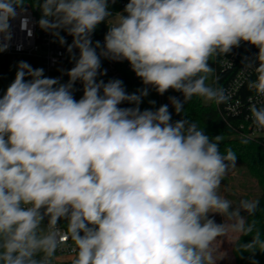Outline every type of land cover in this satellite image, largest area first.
<instances>
[{
	"label": "clouds",
	"instance_id": "clouds-1",
	"mask_svg": "<svg viewBox=\"0 0 264 264\" xmlns=\"http://www.w3.org/2000/svg\"><path fill=\"white\" fill-rule=\"evenodd\" d=\"M110 2L37 0L38 26L61 45V32L73 37L74 66L61 82L19 61L0 96V264H54L69 240L71 264H216L214 245L229 233L251 235L234 241L238 249L264 253L257 221L248 219L259 201L233 205L220 194L237 162L231 148L220 151L222 136L173 121L168 104L140 108L149 87L181 93L168 98L177 115L193 97L227 103L231 93L207 83L209 61L243 42L258 49L244 64L255 76L247 87L264 98V0H128L115 14ZM26 3L0 0V53L18 16L33 35L21 15ZM102 22L103 44L93 43ZM102 57L128 61L145 87L129 94L119 79H98L107 71ZM249 113L264 131V99Z\"/></svg>",
	"mask_w": 264,
	"mask_h": 264
},
{
	"label": "built area",
	"instance_id": "built-area-1",
	"mask_svg": "<svg viewBox=\"0 0 264 264\" xmlns=\"http://www.w3.org/2000/svg\"><path fill=\"white\" fill-rule=\"evenodd\" d=\"M117 1V0H116ZM127 1H121V11H123ZM27 11L22 13V16H28L31 20V27L33 35L28 36L27 31L20 29V17L11 21L13 38L10 48L0 54H7L25 59L33 68H43L44 74L47 77L61 79V82H67L68 76L63 74L74 66V62L70 58L67 51V45L72 43L73 37L66 32H61L65 37L67 43L61 45L50 33L43 31L36 23L41 11L38 7L26 5ZM108 26V25H107ZM106 32L97 26L92 35L93 43L100 41L103 44ZM19 46V50H18ZM258 51L254 46L243 42L240 47L234 48L230 54L220 55L212 58L209 63L214 69L210 75L211 85L223 87L226 92L231 93L230 100L221 105H217L219 110L227 116H233L239 120V129L244 137L258 138L264 141V131L258 130L249 119V105L250 103H259L262 99L258 97L255 92L250 91L247 87L249 79H255V76L248 71H244V64L247 59L254 57ZM78 55V49H74ZM106 71V75L98 77L107 82L110 79H119L123 81V86L127 88L131 80H140L132 71L128 61H112L101 58V71ZM74 97L78 100L82 92V84L76 82L74 85ZM171 89L163 95L158 94V107L170 103L169 97L174 96L170 93ZM66 227L61 222V228ZM72 241L69 240L56 253L54 264H71L73 254L71 252Z\"/></svg>",
	"mask_w": 264,
	"mask_h": 264
},
{
	"label": "trees",
	"instance_id": "trees-1",
	"mask_svg": "<svg viewBox=\"0 0 264 264\" xmlns=\"http://www.w3.org/2000/svg\"><path fill=\"white\" fill-rule=\"evenodd\" d=\"M122 1V0H121ZM128 2V0H125ZM36 6L37 0H27L26 5ZM104 32L108 31L106 23L102 22L98 25ZM19 61H26L15 56L0 54V96L7 89L10 83L15 79L16 65ZM145 87L141 80H131L127 88V93L131 94L138 89ZM174 96L183 99L179 92L170 91ZM149 101H155V104H150ZM169 111L172 113V120L189 119L196 122L197 125L204 130V132L211 138L217 135L222 136L220 144V151L225 153V150L231 148L237 155V163L242 164L245 168V175L255 181L260 195L257 200L259 201V208L254 217H248L249 221L255 219L257 221V228L261 232V238L264 239V141L258 138H248L241 134L239 129V120L233 116H227L221 112L218 106L214 103L205 104L201 98L193 97V99L184 105V111L177 115L171 103ZM121 107H131L127 103L120 105ZM141 110L158 108V93L149 87V94L142 99L140 104ZM247 141L246 143L242 141ZM225 182L231 181L232 189L234 188L233 182L236 176L224 177ZM242 215H246L242 213ZM64 224V222H62ZM65 225V224H64ZM66 226V225H65ZM252 239L249 236H238L240 244L250 242ZM233 254L235 264H252L254 259L257 264H264V253L257 251L253 257L251 253L238 249L236 243L233 244Z\"/></svg>",
	"mask_w": 264,
	"mask_h": 264
},
{
	"label": "rangeland",
	"instance_id": "rangeland-1",
	"mask_svg": "<svg viewBox=\"0 0 264 264\" xmlns=\"http://www.w3.org/2000/svg\"><path fill=\"white\" fill-rule=\"evenodd\" d=\"M121 9V0H117L115 3H109V11L113 14L120 12ZM207 83L211 85V78L208 79ZM228 176H236V180L233 182L234 188L232 189L231 181L227 183L223 179L222 186L219 191L221 195L231 200L233 205L237 204L241 199L257 200L260 195L259 189H257L255 181L245 175V168L242 164L236 162V166L234 168H230L225 177ZM214 219L216 223H223V217L218 214L214 216ZM238 236L239 234L229 233L226 237L222 238V242L218 241L216 245H214L217 249L215 253L216 264H235L232 248L234 241Z\"/></svg>",
	"mask_w": 264,
	"mask_h": 264
}]
</instances>
